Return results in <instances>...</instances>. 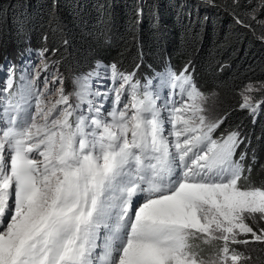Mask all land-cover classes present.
<instances>
[{"label":"snow or ice","instance_id":"6c2138e0","mask_svg":"<svg viewBox=\"0 0 264 264\" xmlns=\"http://www.w3.org/2000/svg\"><path fill=\"white\" fill-rule=\"evenodd\" d=\"M40 76L0 92V264H250L240 246L264 244V186L249 181L247 153L236 158L239 130L214 137L225 117H211L215 93L188 66L154 85L97 62L72 92L59 69L42 87ZM254 91L240 93L253 122ZM109 96L104 109L96 98Z\"/></svg>","mask_w":264,"mask_h":264},{"label":"trees","instance_id":"16d2710c","mask_svg":"<svg viewBox=\"0 0 264 264\" xmlns=\"http://www.w3.org/2000/svg\"><path fill=\"white\" fill-rule=\"evenodd\" d=\"M260 3L239 0L237 7L232 0H0V58L38 48L48 52L66 77L88 72L97 62L115 63L122 72L135 71L141 83L166 68L179 73L188 66L197 86L215 93L225 117L215 137L239 130L245 142L236 158L246 152L249 181L264 186V105L255 122L240 108L244 87L264 84ZM253 10L255 20L250 17ZM231 12L251 28L236 23ZM257 245L250 264H264V245Z\"/></svg>","mask_w":264,"mask_h":264},{"label":"rangeland","instance_id":"374dc122","mask_svg":"<svg viewBox=\"0 0 264 264\" xmlns=\"http://www.w3.org/2000/svg\"><path fill=\"white\" fill-rule=\"evenodd\" d=\"M41 52H43V55H41ZM42 62L47 63L49 65L48 72L43 71ZM95 66L92 68V70L95 68ZM37 69H39L41 72V76H40V80L38 81V84H40L42 87L45 77L50 76L57 69L56 65L51 61L50 55L45 50L27 47L24 50V52H22L20 55H17L16 57L5 56L2 59L0 58V92H2L9 78H12L14 81L13 87L15 86L17 87V85L20 83V76L22 74H31ZM160 73H163V72H158L156 74H153L152 76L148 77L146 80L142 81L141 84H143L147 80H152L153 84L155 85L158 82L156 80V77ZM80 75L81 74L71 76V77H66L62 74L64 78V89L66 92H72L74 90L73 81L77 76H80ZM92 83H93V86L95 88H98L102 93L112 87V82L109 79L104 78L103 75L101 79H99L98 81L93 80ZM253 86L259 89V91H254L252 93H249L250 95L253 96L254 101L264 100V88L261 87V84H255ZM165 94L167 95V93ZM4 95H6V93ZM4 95H0V100L4 98ZM176 99L178 100L179 96H176ZM111 100H112L111 96H109L106 100L103 97L96 98L97 103H102L104 109L110 108ZM71 102L73 104L75 103V97H72ZM208 106L211 109L210 115L212 118L218 119V118L223 117L221 107L218 105L216 99L213 98V95H211L209 98ZM136 202L137 201H134V204ZM257 244L254 245V243H252L247 246H240V248L242 251L245 252L246 255H250V257H252L253 255L256 254V251H257L256 249H254V247L259 248Z\"/></svg>","mask_w":264,"mask_h":264}]
</instances>
